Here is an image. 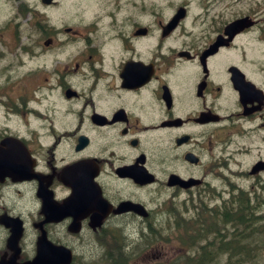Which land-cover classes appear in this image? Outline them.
Masks as SVG:
<instances>
[{"label":"flooded vegetation","instance_id":"1","mask_svg":"<svg viewBox=\"0 0 264 264\" xmlns=\"http://www.w3.org/2000/svg\"><path fill=\"white\" fill-rule=\"evenodd\" d=\"M228 9L0 0V264L37 258L41 239L74 259L88 241L98 258L104 235L135 258L139 241L164 243L181 199L189 216L264 209V62L251 51L264 21ZM62 205V218L44 211Z\"/></svg>","mask_w":264,"mask_h":264},{"label":"trees","instance_id":"2","mask_svg":"<svg viewBox=\"0 0 264 264\" xmlns=\"http://www.w3.org/2000/svg\"><path fill=\"white\" fill-rule=\"evenodd\" d=\"M243 202L240 206L242 209L252 207L250 200ZM235 204L229 205L224 217L222 216L223 212L205 214L203 209H200V212H196L193 216L183 218L176 214L177 229L181 234L180 238L185 247V252H181L174 259L157 264H214L221 253L228 252L230 257L239 253H244L250 257V243L263 239L264 231L259 228L251 230L254 214H246L245 212L244 215V212L232 210L231 207H236L237 204ZM211 236L214 237L211 238ZM100 239L107 246L106 254L116 250L117 258H103L105 264H131L132 258L120 250L118 242L109 240L105 235L104 237L101 236ZM104 239H108L109 242L106 243Z\"/></svg>","mask_w":264,"mask_h":264},{"label":"rangeland","instance_id":"3","mask_svg":"<svg viewBox=\"0 0 264 264\" xmlns=\"http://www.w3.org/2000/svg\"><path fill=\"white\" fill-rule=\"evenodd\" d=\"M28 2H36L38 3L39 0H26ZM229 4V9H228V14L233 15L237 13L238 11H243L246 12L251 6L259 9V12L257 13L258 19H261V24L264 21V0H227ZM4 5L8 4L5 1L3 2ZM60 3L57 7L53 8V16H62L64 15L63 8L61 7ZM85 4V1L82 5ZM230 4L232 6L230 7ZM79 6H77L75 9L71 10V15H76L79 13ZM8 10L7 7H4V12L3 14L4 21H6L10 15V11ZM8 15V16H7ZM7 16V17H6ZM23 26H20L21 32L29 30L28 27L29 23L27 24V21H23ZM27 24V25H26ZM264 43L261 44H254V50H251L255 55L258 56L259 60L264 62ZM27 71L20 70L19 74L21 75L22 73H26ZM45 92V91H44ZM244 185H250V183H243ZM244 203V202H243ZM179 209H178V216L180 218H183L184 216L188 217L190 213H192L194 210L191 209L189 213H187L184 209V201L181 199L179 201ZM247 209V208H246ZM245 208L241 210V212L247 213H252ZM254 214L253 218V224L251 225V230L259 228L261 231H264V209H258ZM170 216L172 219L168 222V228L165 230H162L164 235H167L168 238H164L162 245L157 247L155 250L147 249L145 252H139V254L136 256V258H132L131 264H142L141 262L144 261V257L149 255H153V253H157L159 258H153L151 261L160 259L163 261H168L175 256L178 255L181 251L185 252V248L182 249V242H181V234L177 230V220H176V214H170L167 215L166 218ZM171 225L173 228H170ZM222 227V226H221ZM231 229V228H230ZM125 233V232H124ZM128 233V234H127ZM127 235L130 233H135L132 231H127ZM86 235V234H84ZM214 236H211V238ZM259 240V239H257ZM138 242V241H137ZM89 244V245H88ZM253 245V247H250ZM249 246V251L251 252V256L248 257V255H245L244 253H239L237 255H234L230 257L229 252L228 253H221L218 259L214 261V264H264V237L260 241L257 242H251ZM77 250L76 253L78 254V257L82 258H77L75 264H83V263H90V264H105L103 258H107L108 254H106L103 250V248L100 246L98 249V258L97 256L92 252V244H90L88 241H84L81 243L79 246H76ZM91 249V250H90ZM158 250V251H156ZM128 251V250H127ZM104 252V254H103ZM137 252V251H135ZM100 255V256H99ZM149 258H147L148 260Z\"/></svg>","mask_w":264,"mask_h":264},{"label":"water","instance_id":"4","mask_svg":"<svg viewBox=\"0 0 264 264\" xmlns=\"http://www.w3.org/2000/svg\"><path fill=\"white\" fill-rule=\"evenodd\" d=\"M78 194L75 193L67 200V206L70 208L76 207V202L80 201ZM46 214H57L60 218L66 215L64 206L57 209L44 208ZM72 253L69 249L63 247L50 246L46 241L42 240L39 243L37 258L26 264H70L72 262Z\"/></svg>","mask_w":264,"mask_h":264},{"label":"bare ground","instance_id":"5","mask_svg":"<svg viewBox=\"0 0 264 264\" xmlns=\"http://www.w3.org/2000/svg\"><path fill=\"white\" fill-rule=\"evenodd\" d=\"M149 229V228H148Z\"/></svg>","mask_w":264,"mask_h":264}]
</instances>
